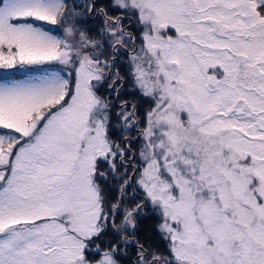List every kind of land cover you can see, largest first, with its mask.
<instances>
[{"label": "snow or ice", "instance_id": "6c2138e0", "mask_svg": "<svg viewBox=\"0 0 264 264\" xmlns=\"http://www.w3.org/2000/svg\"><path fill=\"white\" fill-rule=\"evenodd\" d=\"M0 264H264V0H0Z\"/></svg>", "mask_w": 264, "mask_h": 264}]
</instances>
